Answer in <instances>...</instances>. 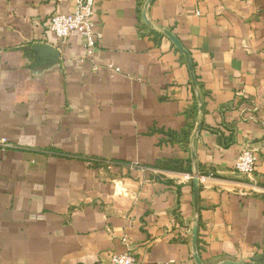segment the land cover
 Returning a JSON list of instances; mask_svg holds the SVG:
<instances>
[{"label":"crops","instance_id":"1","mask_svg":"<svg viewBox=\"0 0 264 264\" xmlns=\"http://www.w3.org/2000/svg\"><path fill=\"white\" fill-rule=\"evenodd\" d=\"M74 1L0 0V264H264V0Z\"/></svg>","mask_w":264,"mask_h":264},{"label":"built area","instance_id":"2","mask_svg":"<svg viewBox=\"0 0 264 264\" xmlns=\"http://www.w3.org/2000/svg\"><path fill=\"white\" fill-rule=\"evenodd\" d=\"M95 0H75L70 12L66 14L53 13L49 17V28L59 38L65 39L76 29H80L84 38V51L87 57L93 55L96 45V34L93 32L92 16L94 14ZM99 36V34H97ZM113 71L118 72V67L109 66ZM264 130V117L260 121ZM11 144L3 137H0V149L5 150ZM257 149L250 143L239 151L232 164V171L236 174L252 177L257 165ZM211 175V174H210ZM254 190H245L250 193ZM111 264H134L131 252L111 253L108 256Z\"/></svg>","mask_w":264,"mask_h":264},{"label":"water","instance_id":"3","mask_svg":"<svg viewBox=\"0 0 264 264\" xmlns=\"http://www.w3.org/2000/svg\"><path fill=\"white\" fill-rule=\"evenodd\" d=\"M169 36L171 37V39L173 40L175 45L178 47V49H180L183 52L186 59L188 60L187 51L183 49V47L180 45V43L171 34H169ZM199 128H200V124L197 125L196 132L199 130ZM197 180H198L197 177L193 178L195 199H197ZM192 253H193V258L195 260V263L196 264H202V262L198 256L197 249H196V225L195 224L192 226ZM216 264H244V263H240V262H236V261H221V262L216 263Z\"/></svg>","mask_w":264,"mask_h":264},{"label":"clouds","instance_id":"4","mask_svg":"<svg viewBox=\"0 0 264 264\" xmlns=\"http://www.w3.org/2000/svg\"><path fill=\"white\" fill-rule=\"evenodd\" d=\"M127 194L128 193L125 185L120 180L114 181V198L121 197Z\"/></svg>","mask_w":264,"mask_h":264}]
</instances>
